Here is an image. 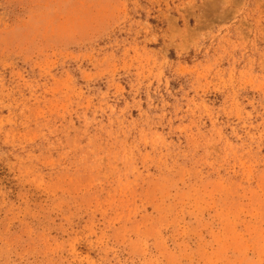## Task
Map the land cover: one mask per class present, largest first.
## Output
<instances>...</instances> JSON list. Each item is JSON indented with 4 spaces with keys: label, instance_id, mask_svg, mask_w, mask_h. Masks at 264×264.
<instances>
[{
    "label": "rangeland",
    "instance_id": "obj_1",
    "mask_svg": "<svg viewBox=\"0 0 264 264\" xmlns=\"http://www.w3.org/2000/svg\"><path fill=\"white\" fill-rule=\"evenodd\" d=\"M0 264H264V0H0Z\"/></svg>",
    "mask_w": 264,
    "mask_h": 264
}]
</instances>
